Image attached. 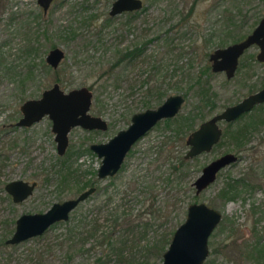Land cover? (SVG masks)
I'll return each instance as SVG.
<instances>
[{"label": "rangeland", "instance_id": "1", "mask_svg": "<svg viewBox=\"0 0 264 264\" xmlns=\"http://www.w3.org/2000/svg\"><path fill=\"white\" fill-rule=\"evenodd\" d=\"M114 2L56 0L44 15L37 0H0V264H95L101 250H89L91 241L84 243L83 252L78 246L83 224L96 216L102 225L108 211L120 206L136 217L142 207L137 196L147 182L159 201L157 208H165L167 219L160 223L166 225L163 230L167 234L184 223L189 205L203 203L222 213L225 222L209 240L210 256L205 264H250L242 260L240 250L244 243L254 242L243 229L250 230L255 220L261 219L255 226L260 236L264 233V124L251 129L239 149L233 135L259 122L264 109L254 110L231 127L221 126L225 136L210 153L188 165L186 177L177 181L172 176L177 182L172 186L164 180L171 172L169 162L186 155V140L192 131L264 87V65L256 63L258 48H253L241 58L232 80L210 70L202 77V83L209 84L216 108L197 112L198 96L190 89L203 69L211 68L210 55L244 41L255 30L263 17L264 0H142L143 9L136 16L110 21L108 11ZM144 45L145 57L108 72L120 53ZM54 48L62 50L65 57L57 70L49 68L45 58ZM152 66L158 72H153ZM56 83L64 92L89 88L93 94L91 115L108 124L105 133L72 130L64 157L56 154L47 117L31 128L15 124L21 118L23 103L39 99ZM150 90L154 95L147 99ZM185 93L188 95L177 118L181 121L197 115L193 128L176 136L177 119L171 130L160 124L132 148L113 183L99 181L101 162L86 149L127 130L134 114L157 109L167 98ZM147 100L151 104L148 109L143 107ZM159 148L166 154L157 165ZM229 154L236 156L237 162L222 170L216 182L196 196L192 185L204 167ZM62 164L71 174H66V180L57 175ZM230 180L244 181L255 189H244L235 201L224 203L217 194ZM16 181L37 184L33 194L18 205L5 191L6 184ZM90 184L96 192L71 213L70 221L61 222L40 238L6 245L20 216L39 215L54 204L76 199L91 188ZM107 198L111 202L102 209ZM77 221L83 222L70 235ZM232 223L236 232L229 237ZM224 246L228 248L224 250ZM217 248L223 249V254L214 253ZM152 263L161 264L162 260Z\"/></svg>", "mask_w": 264, "mask_h": 264}, {"label": "water", "instance_id": "2", "mask_svg": "<svg viewBox=\"0 0 264 264\" xmlns=\"http://www.w3.org/2000/svg\"><path fill=\"white\" fill-rule=\"evenodd\" d=\"M52 1L38 0L37 5L46 13ZM142 6V0H115L110 9V17L140 11ZM262 16L255 30L244 41L213 53L209 59L213 74H224L227 80H231L236 74L240 58L253 47L259 50L257 61L264 63V12ZM45 58L47 66L56 70L65 57L64 52L57 48L50 51ZM92 97L89 88L64 92L58 84H55L51 89L44 91L39 99L23 103L19 109L21 118L15 123L16 127L31 128L47 117L52 124L51 133L56 143V154L64 157L69 146L68 136L72 130L81 128L87 132L108 131L107 123L103 119L91 115ZM184 101V97L180 95L169 97L157 109L134 114L127 130L119 132L108 143L92 144L89 151L93 152L101 162L97 179L102 181L117 175L132 147L158 123L173 119L179 114ZM261 104H264V89L201 123L188 136L186 145L189 150L184 157L185 160H194L201 155H207L217 147L223 136L220 122L235 123L238 118ZM237 160L233 154L223 155L204 167L192 186L196 190V196L214 184L219 173ZM36 186V183L16 181L6 184L5 191L13 203L18 205L33 194ZM94 192V188L87 190L78 198L54 204L50 210L39 215L20 216L15 224V231L6 241V245L18 246L30 239L40 238L53 225L68 222L71 213L82 202L92 197ZM187 211L186 219L175 230L170 245L163 254L161 264H204L210 256L209 240L222 222V213L203 203L189 205Z\"/></svg>", "mask_w": 264, "mask_h": 264}, {"label": "trees", "instance_id": "3", "mask_svg": "<svg viewBox=\"0 0 264 264\" xmlns=\"http://www.w3.org/2000/svg\"><path fill=\"white\" fill-rule=\"evenodd\" d=\"M183 20L186 19L184 18ZM145 50L146 45L135 47L134 49L128 50L122 54L120 53L117 61L111 65L112 67L108 72L118 69V67L121 66V64L124 62L130 61L129 63H131L145 57ZM151 68L153 72H158L157 68L153 66ZM209 70L211 71V68H209L208 66L205 67V69H203L202 76L196 77L193 80V85L190 86V89H195L194 92L198 96V101L196 103L197 107L195 108L197 109V112H203L206 108H209L210 110L216 108L214 98L213 96L211 97L212 94L210 95L211 89L209 88V84L206 82L202 83V77H204V74L209 75ZM57 83L60 82L57 81ZM143 85L147 86V83H143ZM156 94L159 98L162 97V95L160 96L158 92ZM153 95L154 94L152 90L146 92L147 99H149ZM187 95L188 94L185 93V96H183L184 99ZM143 107H146L147 109L151 108L150 101L147 100V102H144ZM196 116L197 115H195L194 117H184L181 121H178V118H176L177 121L175 120V126L177 127L178 131H176L175 135L180 136L183 131L185 133L186 131L191 130L193 128L192 124L195 122L194 119ZM173 122L174 120H169L164 121L163 124L168 130H171L170 126ZM253 123L254 124L247 126L246 130L240 129L239 131L235 132V135H233V140L236 148L239 149V147L242 146V141L247 137V133L251 129L254 130L259 124L264 123V117L260 118L259 122ZM228 126L231 127V125ZM223 135L225 136V133ZM159 149V155L156 159L157 165L161 162V158H163L166 154V150L163 151V149ZM85 152L90 153L89 149H86ZM175 159V161L172 160V162H169L171 164V172L168 173L166 179L164 180L165 183L168 184V186L169 184H171L172 186L177 183L176 181L171 180L172 176L176 177L177 181H181L184 177H186L188 165L192 161L197 160H185L184 156H181L179 158L176 157ZM63 169L64 164H62V168L58 171L57 175L60 176L62 180H66L65 178L68 177V175L70 176L71 174H69L68 171H64ZM114 180L115 178L110 179V183H113ZM147 183L148 184H146L147 186H145V189L144 187L142 188L144 189L141 191L142 193L140 192L137 196L142 207L138 210L140 212L138 213V215H136V217L132 213H126V211L128 210L123 211L122 207L120 206L121 209L114 208V210H112L111 212L108 211V214H106L107 216L106 218H104V223L102 225H99V219H97L96 216L95 218H93V220L87 223L88 225H85V223L83 224V227L85 228L80 238L78 237L79 241L77 238L79 244L78 246L82 251L84 243L91 241L92 246L89 250H101V255L95 258V264H153V260H162L163 254L168 249L170 245L169 243L175 231L167 234V231L163 230L166 225H164V223L161 224L160 220L164 218L167 219L165 208L163 207L164 209L162 208L161 210L157 208L159 201L157 200V196H155V194L152 192V187L150 185L151 183ZM140 184L143 183L140 182ZM89 186L92 188L93 184H90ZM244 189L252 190L255 189V187L253 185H247L244 181L240 182L230 180V182L226 183L222 187L220 192L217 194V198L224 203L235 201L240 195L241 191ZM110 202V198H107L102 206V209L103 207H106ZM167 205L168 204H166L165 206ZM260 220V218L259 220H255L254 227H252L250 230L247 228L243 229L244 232L246 231L247 233H250L252 235V238H254V242L250 241L251 243H244V246H242L240 250V252H242V260L244 262H249L250 264H264V233L262 236H260L259 234L261 233V231H259L255 226L259 223L258 221ZM166 221L167 223H169L170 220ZM82 222L83 221L76 222V224L74 225L75 227L72 230H69L70 235L73 234V231H76L78 229ZM57 225L59 224L53 225L51 228H54ZM219 226L220 230H222L225 227V222H223L222 220ZM228 230L230 231L229 237H232L233 233L236 232L234 223H232V225L228 227ZM233 246L237 247L235 246V244H233ZM227 248L228 247L226 246L223 247L224 250ZM223 249L219 250L217 248L213 252L221 254L223 252Z\"/></svg>", "mask_w": 264, "mask_h": 264}, {"label": "flooded vegetation", "instance_id": "4", "mask_svg": "<svg viewBox=\"0 0 264 264\" xmlns=\"http://www.w3.org/2000/svg\"><path fill=\"white\" fill-rule=\"evenodd\" d=\"M37 1H38V0H37ZM54 2H56V0H53V1L51 2V6L53 5ZM114 3H115V2H114ZM114 3H113V4H114ZM113 4H112V5H113ZM112 5H111V7H112ZM38 6H39V5H38ZM51 6H50V8H51ZM111 7H110V9H111ZM40 8H41V7H40ZM50 8L48 9V11L50 10ZM41 9H42V8H41ZM110 9H109V11H108V12H109V13H108V20H110V21H111V20H115V21H116V19H119V18H122V17H125V18H126V17H130V18H131V16H135V14L138 12V11H137V12H126V13H123V14L117 15V16H115V17L112 18V17H110ZM142 9H143V6H142ZM142 9H141V10H142ZM48 11H47V12H48ZM42 12H43L44 15L47 14V12L44 13L43 10H42ZM191 12H192V10L190 9V11H189V15L191 14ZM263 12H264V11H263ZM187 14H188V13H187ZM261 19H262V18H261ZM253 48H255V47H253ZM253 48H251V49H253ZM54 49H57V48H54ZM251 49H250V50H251ZM248 51H249V50H248ZM248 51H247V52H248ZM247 52H245V54H246ZM258 53H259V50H258ZM258 53L256 54V56L258 55ZM245 54H244L243 56H245ZM211 56H212V55L209 56L208 61H209V59H210ZM243 56H242V57H243ZM242 57H241V58H242ZM241 58H240V60H241ZM255 59H256V57H255ZM256 63H259V62L257 61V59H256ZM259 64L264 65V63H259ZM239 65H240V61H239ZM239 65H238V68H239ZM238 68H237L236 73L239 71ZM56 70H57V69H56ZM212 74H213V73H212ZM214 74H215V73H214ZM223 75H224V74H223ZM235 76H236V74H235ZM235 76H234V77H235ZM234 77H233V78H234ZM233 78H232V79H233ZM232 79H231V80H232ZM263 80H264V79H263ZM263 89H264V87H262L260 90H258V92L262 91ZM90 91H91V90H90ZM258 92H257V93H258ZM257 93H254V94H257ZM250 95H253V94H250ZM250 95H248V96H250ZM248 96H247V98H248ZM240 102H241V101H240ZM237 104H239V103H237ZM237 104H236V105H237ZM236 105H233V106H236ZM230 107H232V106H230ZM259 109H264V104H261V105H259V106L254 107L251 111L248 112V114L252 113L254 110H259ZM179 113H180V112H179ZM248 114H245V115L241 116L240 118H238V120H237L236 122H238L239 120L245 118L246 116H248ZM133 116H134V115H133ZM177 117H178V114H177L173 119L163 120L162 122L158 123L155 127H153V129H154V128H157V126H159L160 124H163L164 121H169V120L173 121V120L176 119ZM214 117H215V116H214ZM212 118H213V117H212ZM210 119H211V118H210ZM131 120H132V117H131ZM208 120H209V119H208ZM205 122H206V121H205ZM236 122H235V123H236ZM219 124H220V128L222 129L221 126L226 125V126L228 127V125H233L234 123H231V124H224L223 122H220ZM263 124H264V123H263ZM130 125H131V123H130ZM130 125H129V126H130ZM129 126H128V127H129ZM128 127H127V128H128ZM107 130H108V124H107ZM194 131H195V130H194ZM194 131H192V132H194ZM91 132H97V133H100V132H102V131H91ZM106 132H107V131H106ZM150 132H151V131H150ZM192 132H191V133H192ZM103 133H105V132H103ZM191 133H190V134H191ZM147 134H148V133H147ZM190 134H189V135H190ZM116 135H117V134H116ZM116 135H115V136H116ZM189 135H188V136H189ZM222 135H223V129H222ZM144 136H145V135H144ZM144 136H143V137H144ZM188 136H187V137H188ZM223 136H224V135H223ZM223 136H222V138H223ZM113 137H114V136H113ZM113 137H112V138H113ZM222 138H221V139H222ZM187 139H188V138H187ZM141 140H142V139H141ZM141 140H139V141H141ZM110 141H111V139H110ZM139 141H138V142H139ZM186 141H187V140H186ZM220 141H221V140H220ZM243 141H245V140H243ZM138 142H137V143H138ZM106 143H108V142H106ZM137 143H136V144H137ZM219 143H220V142H219ZM219 143H218V144H219ZM100 144H105V143H100ZM100 144H96V145H100ZM136 144H135V145H136ZM135 145H134V146H135ZM90 146H91V145H90ZM134 146H133V147H134ZM186 146H187V145H186ZM217 146H218V145H217ZM133 147H132V148H133ZM215 148H216V147H215ZM131 150H132V149H131ZM188 150H189V147H188ZM132 151H133V150H132ZM132 151L127 155V157L132 153ZM187 152H188V151H187ZM187 152H186V153H187ZM127 157H126V158H127ZM184 157H185V155H184ZM126 158H125V159H126ZM124 161H125V160H124ZM99 162H100V160H99ZM124 163H125V162H124ZM124 163H123V165H124ZM100 166H101V165H100ZM99 168H100V167H99ZM122 169H123V166L121 167L120 171H121ZM120 171H119L118 174L121 173ZM97 174H98V173H97ZM118 174H117V175H118ZM117 175H115L114 177H116ZM114 177H112V178H114ZM112 178H107V179H105V180H110V179H112ZM192 186H193V185H192ZM92 188H94V187H92ZM92 188H90V189H92ZM90 189H88V190H90ZM94 189H95V191H96V188H94ZM195 191H196V190H195ZM94 193H95V192H94ZM94 193H93V194H94Z\"/></svg>", "mask_w": 264, "mask_h": 264}]
</instances>
